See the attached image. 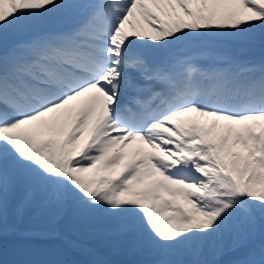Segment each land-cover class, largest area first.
Instances as JSON below:
<instances>
[{
	"label": "snow or ice",
	"instance_id": "obj_1",
	"mask_svg": "<svg viewBox=\"0 0 264 264\" xmlns=\"http://www.w3.org/2000/svg\"><path fill=\"white\" fill-rule=\"evenodd\" d=\"M257 37L264 0H0V236L22 189L17 218L98 209L136 264H264V56L200 47Z\"/></svg>",
	"mask_w": 264,
	"mask_h": 264
},
{
	"label": "rangeland",
	"instance_id": "obj_2",
	"mask_svg": "<svg viewBox=\"0 0 264 264\" xmlns=\"http://www.w3.org/2000/svg\"><path fill=\"white\" fill-rule=\"evenodd\" d=\"M233 42H239V41H230V40H227L226 39V42H225V44L227 45V46H229V47H231L232 45H233ZM262 43H261V41H260V39H259V37H257L255 40H253V41H240V46L242 47V46H247V47H249V48H251L252 46L253 47H258V46H260ZM78 218H83L82 217V215L80 214V210H74L73 211V214L72 215H70V217H69V219L67 220V224L69 225V226H72L71 224H75V221H77L78 220ZM29 221H28V220ZM26 220H27V222L29 223H27V225H26V227L27 228H29L30 230H32V232H44L42 229H44L45 228V221H44V219H39V217H32V218H27ZM113 222L110 220V218L107 216V217H105V219H103L102 221H100V224H104V225H110V224H112ZM73 224V225H74ZM47 231V230H46ZM45 231V232H46ZM75 233H74V235L72 236V238L73 239H75V241H76V243L77 244H79V243H81V240L79 239L80 238V236L81 237H88L89 235V233H92V236L94 235V233H95V231L94 230H91V229H89V228H86V227H84V228H79V230L77 231V229L74 231ZM93 238H94V236H93ZM87 239H89V238H87ZM85 247L89 250V251H92V252H94L95 254H98L99 252L98 251H96V249H95V246L94 247H92L91 245L89 246L88 244H86L85 245ZM224 257H225V261H228L229 260V256L231 257V255H232V253H231V251H225L224 252ZM226 256H227V258H226ZM103 257V259H106V260H108L107 259V257L106 256H102ZM233 257V256H232ZM151 258V257H150ZM149 258V259H150Z\"/></svg>",
	"mask_w": 264,
	"mask_h": 264
},
{
	"label": "bare ground",
	"instance_id": "obj_3",
	"mask_svg": "<svg viewBox=\"0 0 264 264\" xmlns=\"http://www.w3.org/2000/svg\"><path fill=\"white\" fill-rule=\"evenodd\" d=\"M212 47H213V49H217V45H214V44H213ZM241 50L244 51L243 53L247 52V50H245L244 48H241ZM237 51L239 52L240 50H237ZM252 52H254V51H252ZM252 52H251V54H252ZM232 53H234V51H232ZM90 254L92 255V253H90ZM90 254H89V255H90ZM91 255H90V256H91ZM93 257H94V256H93Z\"/></svg>",
	"mask_w": 264,
	"mask_h": 264
}]
</instances>
